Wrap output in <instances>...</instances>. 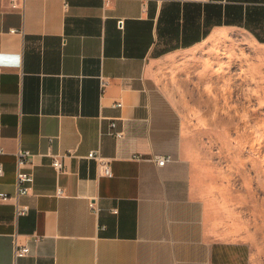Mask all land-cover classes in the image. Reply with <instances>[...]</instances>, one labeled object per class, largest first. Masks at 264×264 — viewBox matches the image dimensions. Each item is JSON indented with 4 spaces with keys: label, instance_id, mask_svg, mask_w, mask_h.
Instances as JSON below:
<instances>
[{
    "label": "crops",
    "instance_id": "0c3cea01",
    "mask_svg": "<svg viewBox=\"0 0 264 264\" xmlns=\"http://www.w3.org/2000/svg\"><path fill=\"white\" fill-rule=\"evenodd\" d=\"M12 1L0 0V192L11 196L0 198V264H222L239 248L257 264L258 228L243 240L224 231L180 156L185 105L154 86L182 58L205 74H236L241 60L264 73V0ZM19 148L34 181L16 197ZM96 149L111 177L87 156ZM15 242L30 251L15 259Z\"/></svg>",
    "mask_w": 264,
    "mask_h": 264
},
{
    "label": "rangeland",
    "instance_id": "374dc122",
    "mask_svg": "<svg viewBox=\"0 0 264 264\" xmlns=\"http://www.w3.org/2000/svg\"><path fill=\"white\" fill-rule=\"evenodd\" d=\"M182 60H174L172 68L162 65V81L154 86L156 98L185 105L180 107L186 120L180 156L200 193L215 213L220 211L224 231L243 240L252 223L259 231L257 246L264 250V73L245 74L241 60L236 74L234 68L205 74L178 65ZM263 252H254L257 264ZM229 254L222 264H244L243 249Z\"/></svg>",
    "mask_w": 264,
    "mask_h": 264
},
{
    "label": "built area",
    "instance_id": "2783aa9c",
    "mask_svg": "<svg viewBox=\"0 0 264 264\" xmlns=\"http://www.w3.org/2000/svg\"><path fill=\"white\" fill-rule=\"evenodd\" d=\"M108 1V0H104ZM67 2H65V7H67ZM17 4L13 0L12 1V7H16ZM11 32H16L17 30L15 28L10 29ZM101 86L102 88L105 87V85L108 83V78L106 76H101ZM117 106L121 105V102H116ZM110 126L113 128L115 127V121L110 122ZM123 134L122 130H115L114 135L116 137H121ZM31 155L30 150L19 148L16 152V171H15V184H16V197L19 195L27 194L30 189L32 188V184L34 181V175L32 171H29L25 169V166L28 162V158ZM88 157L94 158L97 162V165L99 167L100 173L104 176L111 177L113 175V170L111 167V160L112 158L103 155L99 149L91 150L87 154ZM133 157L136 158H144L142 154H134ZM158 165H164L166 162L170 161L172 159L170 154L166 155H160L153 158ZM52 166L55 168L56 172H61L64 169L63 162L60 158V156H53L52 159ZM3 168L2 164L0 162V174H2ZM56 194L61 195L62 194V188L58 186L56 188ZM0 198L2 200L9 199L11 196L4 191L0 192ZM90 207L92 209H96L95 202L90 201L89 203ZM28 210V206L26 204L19 205L16 202V214H24ZM115 211V210H114ZM38 239V238H36ZM30 251V248L27 244H19L15 242L14 245V258L26 255ZM14 264H16L14 262Z\"/></svg>",
    "mask_w": 264,
    "mask_h": 264
}]
</instances>
